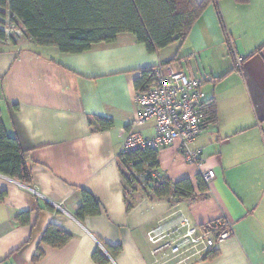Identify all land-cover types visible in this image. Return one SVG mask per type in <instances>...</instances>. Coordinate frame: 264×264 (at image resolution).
Masks as SVG:
<instances>
[{"label": "crops", "instance_id": "1", "mask_svg": "<svg viewBox=\"0 0 264 264\" xmlns=\"http://www.w3.org/2000/svg\"><path fill=\"white\" fill-rule=\"evenodd\" d=\"M173 59L190 77L215 79L203 89L217 108V121L193 144L203 150L201 169L215 176L207 191L180 201L130 188L119 160L128 131L155 134L153 120L135 126L136 80L143 69ZM0 112L29 155L33 179L27 186L0 174L8 191L0 201V264H97V248L107 264H178L154 255L146 237L177 210L197 223L222 217L232 226L214 257L179 264H264V0H218L184 42L157 52L131 33L76 54L12 44L0 51ZM94 116L113 126L101 129ZM156 160L173 182L195 181L200 172L179 142L157 150ZM81 189L95 196L99 214L78 218ZM50 224L71 234L64 246L42 243Z\"/></svg>", "mask_w": 264, "mask_h": 264}, {"label": "trees", "instance_id": "2", "mask_svg": "<svg viewBox=\"0 0 264 264\" xmlns=\"http://www.w3.org/2000/svg\"><path fill=\"white\" fill-rule=\"evenodd\" d=\"M218 0H0L2 10H8L12 19L19 21L32 42L41 47L54 46L62 53H83L95 44L112 43L121 33H131L139 43L146 46L149 52H157L176 41L184 42L194 24L205 10ZM244 4L249 0H235ZM10 39L6 31L0 27V44ZM12 44H16L11 39ZM173 59L171 62H175ZM154 69H143L136 80L137 89L154 79ZM206 124L217 121V108L214 98H207L203 104ZM101 129L110 128L113 122L105 117L94 116ZM157 150H145L138 153H121L119 160L126 166L128 174L123 170V177L133 190L141 189L157 198H172L176 201L189 199L198 193L208 190V182L201 172L195 181L183 178L171 181L164 178L150 189L142 188L133 179L132 171H143L147 161L157 165ZM134 162V163H133ZM131 163H133L131 165ZM0 174L15 179L27 186L33 185L29 155L23 150L18 137L10 134L4 124L0 112ZM8 191L0 188V201L4 200ZM82 205L78 210V218L84 215H96L100 212L99 202L86 189H81ZM127 211L133 204L126 199ZM50 209H54L48 206ZM23 212L16 216L25 222ZM71 234L62 227L50 224L42 237V243L62 247L70 239ZM115 251L121 250L118 246ZM218 250H211L202 259H209ZM43 255L39 248L34 260ZM97 264H107L109 258L97 248L93 253Z\"/></svg>", "mask_w": 264, "mask_h": 264}, {"label": "built area", "instance_id": "3", "mask_svg": "<svg viewBox=\"0 0 264 264\" xmlns=\"http://www.w3.org/2000/svg\"><path fill=\"white\" fill-rule=\"evenodd\" d=\"M241 61L238 58V64ZM214 80L211 75L190 77L172 63L157 65L153 81L135 93L138 107L135 126H143L153 120L155 134L145 136L135 129L128 131L123 153L160 150L179 142L185 160L197 166L207 182L213 179V170L201 169L203 150L194 148L193 144L207 125L203 112L207 96L203 86L205 82ZM144 164L143 171H132V180L140 187L150 189L165 176L151 161ZM231 235L232 226L225 218L197 223L184 211L177 210L159 219L147 231L146 237L154 255L179 264L202 259Z\"/></svg>", "mask_w": 264, "mask_h": 264}, {"label": "rangeland", "instance_id": "4", "mask_svg": "<svg viewBox=\"0 0 264 264\" xmlns=\"http://www.w3.org/2000/svg\"><path fill=\"white\" fill-rule=\"evenodd\" d=\"M2 12L5 13V16L0 15V27L6 31L10 39L0 44V51L12 45L11 39L16 43L23 44V46H30L34 44L26 35L23 25L19 21L13 20L8 10H2ZM123 170L128 174L126 166H123ZM128 191H130L129 188Z\"/></svg>", "mask_w": 264, "mask_h": 264}]
</instances>
